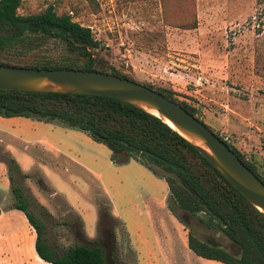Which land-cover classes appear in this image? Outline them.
Returning <instances> with one entry per match:
<instances>
[{"label": "rangeland", "instance_id": "1", "mask_svg": "<svg viewBox=\"0 0 264 264\" xmlns=\"http://www.w3.org/2000/svg\"><path fill=\"white\" fill-rule=\"evenodd\" d=\"M48 6L90 29L99 42L92 49L98 67L176 92L261 172L264 0H21L17 12ZM192 19L194 27H183ZM61 51L47 40L27 58ZM12 186L55 254L97 239L107 264H223L187 248L188 228L202 238L209 233L192 219L186 228L171 214L162 178L132 159L112 162L110 151L83 131L19 116H0V264H49L36 255L35 233L22 212L11 208ZM102 204L114 221L103 220L100 226L111 230L99 234Z\"/></svg>", "mask_w": 264, "mask_h": 264}, {"label": "trees", "instance_id": "2", "mask_svg": "<svg viewBox=\"0 0 264 264\" xmlns=\"http://www.w3.org/2000/svg\"><path fill=\"white\" fill-rule=\"evenodd\" d=\"M20 3L21 0H0V65L94 70L138 82L114 68L105 69L95 64L92 49L97 48L99 42L87 26L72 20L67 13H56L51 6L19 14ZM194 25L192 19L183 27ZM47 40L61 44V53L29 60L28 54ZM140 84L174 101L202 122L196 108L179 98L176 92ZM0 116L56 121L83 131L110 151L112 162L125 163L132 159L163 179L167 188L166 207L171 214L184 227L187 228L188 219H192L209 233L202 238L188 228L186 246L193 254L223 264H264L262 214L191 144L144 109L102 95L0 89ZM223 142L264 184V162H261V172H258L253 160H245L232 144ZM5 160L9 173V165L13 161L10 158ZM13 168L19 172L16 166ZM11 192L15 199L11 208L21 211L32 227L35 233L33 249L39 258L50 264H107L97 239L90 245L68 246L60 255L53 253L43 242L41 225L26 209V200L20 189L12 186ZM96 215L97 232H110L111 226H100L103 220L114 221L103 204L98 206ZM215 235L226 239L235 250L217 244L213 238Z\"/></svg>", "mask_w": 264, "mask_h": 264}, {"label": "water", "instance_id": "3", "mask_svg": "<svg viewBox=\"0 0 264 264\" xmlns=\"http://www.w3.org/2000/svg\"><path fill=\"white\" fill-rule=\"evenodd\" d=\"M0 89L102 95L138 106L191 144L264 218V184L203 122L138 82L94 70L0 65Z\"/></svg>", "mask_w": 264, "mask_h": 264}, {"label": "built area", "instance_id": "4", "mask_svg": "<svg viewBox=\"0 0 264 264\" xmlns=\"http://www.w3.org/2000/svg\"><path fill=\"white\" fill-rule=\"evenodd\" d=\"M218 137H221V136H218ZM221 138H222L223 141L228 142L227 137H221Z\"/></svg>", "mask_w": 264, "mask_h": 264}, {"label": "bare ground", "instance_id": "5", "mask_svg": "<svg viewBox=\"0 0 264 264\" xmlns=\"http://www.w3.org/2000/svg\"><path fill=\"white\" fill-rule=\"evenodd\" d=\"M41 259V258H40ZM36 264H42V263H40L37 259H36Z\"/></svg>", "mask_w": 264, "mask_h": 264}, {"label": "crops", "instance_id": "6", "mask_svg": "<svg viewBox=\"0 0 264 264\" xmlns=\"http://www.w3.org/2000/svg\"><path fill=\"white\" fill-rule=\"evenodd\" d=\"M20 117V116H19ZM263 129H264V126H263ZM263 132H264V130H263ZM47 263H49V262H47ZM50 264V263H49Z\"/></svg>", "mask_w": 264, "mask_h": 264}]
</instances>
